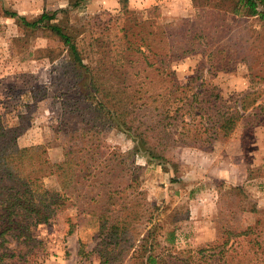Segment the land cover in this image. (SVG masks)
Masks as SVG:
<instances>
[{"label":"rangeland","instance_id":"1","mask_svg":"<svg viewBox=\"0 0 264 264\" xmlns=\"http://www.w3.org/2000/svg\"><path fill=\"white\" fill-rule=\"evenodd\" d=\"M237 2L135 0L127 9L120 0H86L66 14L58 12L53 20L76 36L86 61L98 62L102 69L111 68L113 59H124L118 44L128 37L140 40L142 35L135 32L142 23L155 22L153 34L144 40L152 47L147 50L151 57L160 44L156 26L188 21L190 53L172 63L176 79L183 84L189 83L190 76L206 79L204 87H200L201 80L193 82V89L203 91L206 86L219 92L221 111L238 107L243 115L230 135L213 138L202 148L176 145L168 161L136 151L134 139L115 126L91 130L96 134L92 139L100 144L96 158L122 174L120 189L127 177L137 181L124 194L128 202L144 203L132 216L129 235L135 241L133 248L138 244L135 238L149 230L156 240L152 236L146 243L154 241L159 252L171 247L198 249L223 239L228 230L252 226L249 236L254 239L257 234L256 240L261 242L243 244L240 255L245 252L264 258V19L250 15ZM68 7L69 0H0V118L10 127L18 124L20 115H26L27 129L18 144L44 145L53 162L63 159V145L69 137L60 126L74 107L75 73L67 67V48L56 35L26 29L6 12L16 11L33 20L45 11L52 14ZM107 43L111 51L104 59L99 48H106ZM124 53L139 58L127 70L143 77L146 97L161 91L162 85H171L157 75L156 65L147 66L141 52ZM214 99L213 94L208 100ZM204 122L210 125L213 119ZM92 163L98 166L94 160ZM114 175L108 178L112 183L118 180ZM44 181L50 188L60 187L56 175L46 176ZM92 195H87L88 201L84 195L72 204L68 201V207L51 222L35 227L32 235L37 241L25 245L22 239H13L6 244L0 251V264H136L130 254L121 257L119 249L104 262L100 251L107 254L112 250L101 242L104 233L99 213L105 199L95 202L90 200ZM253 207L258 211H251ZM82 247L88 255L81 254Z\"/></svg>","mask_w":264,"mask_h":264},{"label":"trees","instance_id":"2","mask_svg":"<svg viewBox=\"0 0 264 264\" xmlns=\"http://www.w3.org/2000/svg\"><path fill=\"white\" fill-rule=\"evenodd\" d=\"M85 1L69 0L68 8L56 10L52 14L45 11L33 20H28L16 11L6 12L26 29L49 30L60 39L69 55L66 65L75 73L76 91L73 92L74 107L67 111L71 116L60 126L69 137L63 145L64 157L59 161H51L44 145L21 147L18 144V138L27 129L26 115H20L18 124L10 127L0 118V251L13 239H22L21 243L25 245L37 241L32 235L35 227L51 222L57 212L68 207V201L72 204L79 197H87L92 193V201L105 199L99 213L102 219L101 231L104 233L101 242L112 250L107 254L104 249L100 251L104 262L110 261L109 254L119 249L121 257L130 254L129 259L136 260V264H264V258L256 259L245 252L240 255L244 250L243 244L248 242L255 246L261 242L256 240L257 234L254 239L249 236L254 230L252 226L240 231L228 230L223 239L198 249L177 250L171 247L159 252L154 249L156 236L149 230L141 238H135L138 244L137 248H133L135 241L129 235L132 216L138 206L144 203L128 202L124 200V194L137 181L134 176L127 177L125 185L120 189L122 185L119 177L122 174L115 171L114 166L103 164L96 158L100 144L92 139L96 134L91 130L115 126L134 139L136 151L144 150L152 159L168 161L176 145L202 148L210 144L213 138L230 135L243 115L238 107L221 111L222 97L219 92L213 93L206 86L203 91L193 89V82L201 80L200 87H204L207 85L206 79L190 76L189 83L185 84L176 79L172 63L190 53L187 47L190 32L188 21L156 26L160 44L158 51L151 57L147 50L152 51V47L144 40L153 34L154 20L142 23L139 30H136V36L142 35L140 40L128 37L125 42L118 44L124 59H113L111 68L102 69L98 62L96 65L93 61H86L76 36L66 27L53 22L58 12L66 14ZM237 1V4L248 8L250 15L264 19V0ZM120 2L123 8L128 9V0ZM105 46L107 49L99 48L104 59L111 51L109 43ZM132 50L146 57L148 67L156 65L154 70L157 75L162 76L164 83L171 85H162L161 91L157 90L146 97L143 77L139 72L127 70L133 66V62L139 61L138 57L133 59L129 57L130 54L124 53ZM152 57L156 62L152 61ZM213 94L215 99L208 100ZM216 107L215 114L209 115ZM207 119H213V122L209 125L204 122ZM49 175L57 176L60 185L58 189L46 185L44 178ZM112 175H117L115 183H112V178L108 180ZM154 209L159 207L154 206ZM251 211L258 210L253 207ZM257 223H260V219ZM152 236L154 241L146 243ZM80 252L83 255L89 254L83 247Z\"/></svg>","mask_w":264,"mask_h":264},{"label":"crops","instance_id":"3","mask_svg":"<svg viewBox=\"0 0 264 264\" xmlns=\"http://www.w3.org/2000/svg\"><path fill=\"white\" fill-rule=\"evenodd\" d=\"M135 0H128V5H129V3H132V2H134Z\"/></svg>","mask_w":264,"mask_h":264}]
</instances>
